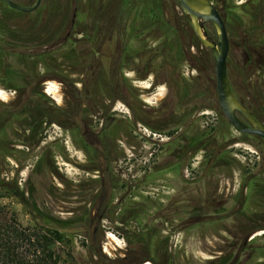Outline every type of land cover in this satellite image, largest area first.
Instances as JSON below:
<instances>
[{
	"label": "rangeland",
	"instance_id": "rangeland-1",
	"mask_svg": "<svg viewBox=\"0 0 264 264\" xmlns=\"http://www.w3.org/2000/svg\"><path fill=\"white\" fill-rule=\"evenodd\" d=\"M213 2L234 93L264 123L258 0ZM0 19L25 30L0 42L3 216L62 233L59 264H264V142L201 107L214 101L215 57L176 0H42ZM191 93L196 109L179 123L186 108L173 104ZM82 113L116 159L114 183L95 195Z\"/></svg>",
	"mask_w": 264,
	"mask_h": 264
},
{
	"label": "water",
	"instance_id": "water-1",
	"mask_svg": "<svg viewBox=\"0 0 264 264\" xmlns=\"http://www.w3.org/2000/svg\"><path fill=\"white\" fill-rule=\"evenodd\" d=\"M11 8L22 12H32L41 0H34L26 6L12 0H0ZM182 11L189 17L193 31L199 42L210 49L215 57V77L218 99L222 110L239 133L256 135L264 139V123L236 97L228 74V54L230 40L224 19L212 0H176ZM213 24L217 39L212 41L204 30L205 23Z\"/></svg>",
	"mask_w": 264,
	"mask_h": 264
},
{
	"label": "flooded vegetation",
	"instance_id": "flooded-vegetation-1",
	"mask_svg": "<svg viewBox=\"0 0 264 264\" xmlns=\"http://www.w3.org/2000/svg\"><path fill=\"white\" fill-rule=\"evenodd\" d=\"M12 1H14V0H12ZM14 2H16V1H14ZM41 2H42V0H41ZM41 2H40V4H41ZM212 2H213V0H212ZM2 3H4V2H2ZM16 3H18V2H16ZM4 4H6V3H4ZM18 4H20V3H18ZM7 6H8V8H4V7L0 6V9L3 10V11L4 10H9V11H13L15 13H25V14H28V13L30 14L32 12H35L38 9V8H36L32 12H22L20 10H16L14 8H11L9 5H7ZM26 6H28V5H26ZM256 9H257L258 14L260 12H262L261 13L262 15L261 14L259 15V22L263 26V30L257 31L258 33L256 34V42L264 43V0H258V4H257V8ZM220 13H221V15L223 17V14H222L221 11H220ZM185 16H186V14H185ZM186 17H188V16H186ZM188 19H189V17H188ZM223 19H224V17H223ZM189 21H190V19H189ZM224 22H225V19H224ZM225 25H226V22H225ZM0 27H2V28H9L10 29L12 26L10 24L5 23L3 20L0 19ZM226 28H227V25H226ZM130 30L132 32L133 31V27H130ZM227 32H228V30H227ZM11 33H12V36H13L12 37V40H16L18 38L20 40V42H21L22 38L21 37H18L20 35V31L19 30L16 31V29H14V30L11 31ZM30 38L35 43V40L32 37H30ZM28 40H30V39H28ZM24 46L27 47V46H29V44L26 43ZM97 46H95V47L97 49H99V47H97ZM229 51H230V49H229ZM98 54H99L98 51L96 52L94 49H91V50H88L87 51V55L88 56L86 57L87 60H85L86 61V65H87V68H86L87 71L94 72V70L100 69V68L96 67V64H97L96 55H98ZM228 56H229V54H228ZM21 60H23V58ZM227 61H228V59H227ZM83 65H84V60L82 62V66ZM214 73H215V68H214ZM165 83H167V81ZM215 88H216V77H215ZM216 94H217V89H216ZM192 99H194V101H195V94H192L191 93L188 96L187 102H184V103L181 102L180 103V100L178 99L173 104L174 105L173 106V110L174 111H175V109H174L175 106H178L180 108L181 107L186 108L183 111V114L182 115H180L179 111L178 112L177 111L174 112V113H177V114H175L177 116V122H179V123L182 122L183 120H181L180 117H184V116H187L188 117V120H189V118L192 116V113H194V110L196 108L191 103L192 102ZM114 104H115V102L113 101V103L110 106H113ZM102 106H104V104H102ZM201 107L202 108H212L214 110V113H215L214 119L216 120V122L218 120H222V121H225V122H229L227 120V118H226L223 110H222L221 105H220V102H219V99H218V94H217V99L216 100H215V96H214V101L207 100V101H205L203 103V105ZM102 112L103 111H101V113ZM88 116L89 115H87L85 113H82V115L80 116V119L82 121L83 128H82V130L80 131V133L78 135V143L77 144H78V148L82 151V153L84 155H86L88 161H91V163H92V164H90V167H89V169H92L91 172L93 173L91 175V177H92V179H93L94 182L99 183L97 189L93 190V195H95L94 193H96V194L98 193L101 185H105L106 182H108L109 183V186H111L114 183V180L116 178V175H115L114 171L116 170V168H115V166H114L113 163L116 162V159L113 158V151H112L113 149L111 147L112 144H108L109 146L107 145L106 147H102L103 149H99V147H98V138H97V135L96 134L99 133V135H100L101 134V131L100 132L98 131V133L94 131V128H93V125H92V121L89 119ZM193 117H194V115H193ZM189 122L187 121V123H189ZM194 139H196V138L194 137ZM258 139L260 141H263L264 142V139H262L259 136H258ZM82 169H84V171L86 170L85 167L82 168Z\"/></svg>",
	"mask_w": 264,
	"mask_h": 264
},
{
	"label": "trees",
	"instance_id": "trees-1",
	"mask_svg": "<svg viewBox=\"0 0 264 264\" xmlns=\"http://www.w3.org/2000/svg\"><path fill=\"white\" fill-rule=\"evenodd\" d=\"M0 6L8 8L2 2ZM161 18V22L165 21V17ZM7 30L10 29L0 27V42L8 33ZM19 31L25 33L23 29ZM35 33L39 31L26 34L36 42ZM251 136L258 139L256 135ZM62 239V233L43 222L23 225L16 216L7 217L0 213V264H59L61 247L58 244H61Z\"/></svg>",
	"mask_w": 264,
	"mask_h": 264
}]
</instances>
